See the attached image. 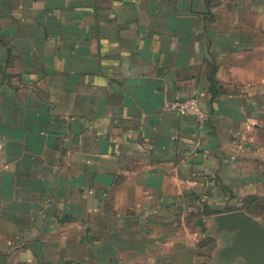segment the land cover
Instances as JSON below:
<instances>
[{
    "label": "crops",
    "instance_id": "obj_1",
    "mask_svg": "<svg viewBox=\"0 0 264 264\" xmlns=\"http://www.w3.org/2000/svg\"><path fill=\"white\" fill-rule=\"evenodd\" d=\"M261 200L264 0H0V264H211Z\"/></svg>",
    "mask_w": 264,
    "mask_h": 264
},
{
    "label": "water",
    "instance_id": "obj_2",
    "mask_svg": "<svg viewBox=\"0 0 264 264\" xmlns=\"http://www.w3.org/2000/svg\"><path fill=\"white\" fill-rule=\"evenodd\" d=\"M210 223V234L223 241L211 264H264V219L236 210L215 214Z\"/></svg>",
    "mask_w": 264,
    "mask_h": 264
},
{
    "label": "built area",
    "instance_id": "obj_3",
    "mask_svg": "<svg viewBox=\"0 0 264 264\" xmlns=\"http://www.w3.org/2000/svg\"><path fill=\"white\" fill-rule=\"evenodd\" d=\"M162 108L164 111L178 113L179 115L195 116L200 120L205 118L198 101L192 98L184 101L166 102Z\"/></svg>",
    "mask_w": 264,
    "mask_h": 264
},
{
    "label": "rangeland",
    "instance_id": "obj_4",
    "mask_svg": "<svg viewBox=\"0 0 264 264\" xmlns=\"http://www.w3.org/2000/svg\"><path fill=\"white\" fill-rule=\"evenodd\" d=\"M257 206L258 207H256V208H261V209L263 208L264 209V200L259 201L257 203ZM261 209H257L255 212L260 211ZM222 246H223V241L221 238H219L217 236H213L212 240L206 239L203 242H199L200 250L202 252L206 253V258L204 259L206 261V263H208L209 260H211L215 251Z\"/></svg>",
    "mask_w": 264,
    "mask_h": 264
},
{
    "label": "trees",
    "instance_id": "obj_5",
    "mask_svg": "<svg viewBox=\"0 0 264 264\" xmlns=\"http://www.w3.org/2000/svg\"><path fill=\"white\" fill-rule=\"evenodd\" d=\"M249 204H245L244 205V212H246L248 215H251L252 210L250 208H247ZM246 208V209H245ZM216 212H214L213 214H215Z\"/></svg>",
    "mask_w": 264,
    "mask_h": 264
}]
</instances>
